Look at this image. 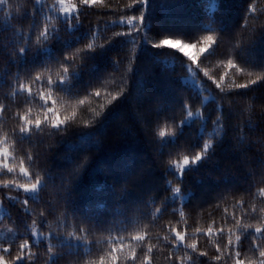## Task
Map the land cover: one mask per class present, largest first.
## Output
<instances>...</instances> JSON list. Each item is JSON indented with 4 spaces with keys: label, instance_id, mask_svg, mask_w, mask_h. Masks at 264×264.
Segmentation results:
<instances>
[{
    "label": "snow or ice",
    "instance_id": "1",
    "mask_svg": "<svg viewBox=\"0 0 264 264\" xmlns=\"http://www.w3.org/2000/svg\"><path fill=\"white\" fill-rule=\"evenodd\" d=\"M13 7L0 0L4 13L0 20L17 37L0 44V52L6 54L0 88L7 86L0 94V223L7 215L13 225L0 235V264H40L41 260L42 264H61L65 257L75 258L68 264H157V253L165 250L168 264H264V138L258 142L261 147L255 167L244 170L243 184L232 183L228 172L215 177V183L223 187L210 207L220 209V202L231 196L235 201L231 212L225 204L219 222L213 218L206 228L195 227L189 232L184 211L196 195L186 179L209 166L218 172V152L231 147L241 154V165L252 164L248 153L254 142L246 143L249 132L257 128L264 132V22H259L264 8L255 0H246L243 31L231 37L230 50L221 52L222 41L231 36L223 23L211 19L194 28L168 24L157 15V0H129L122 11L119 4L114 9L108 0H33L31 8L16 5L15 14ZM89 10L98 15L112 12L118 19L105 21L101 29V19L95 25L88 19ZM13 19L27 20L26 30L22 23L19 28L13 25ZM109 28L120 30L100 35ZM117 45L127 49V64L119 53L110 57ZM163 53H171L173 65L178 60L191 74L194 88L191 94H174L165 101L166 106L152 109L142 103V94H134L133 65L145 55L156 59ZM214 55L223 57L219 63L231 74L227 70L213 74L204 66ZM100 60L105 61L103 66ZM163 62L168 63L167 58ZM125 64L128 77L120 75L116 83V73L107 68L119 71ZM109 80L115 88L106 87ZM102 94L110 100L104 111H95L90 101L99 100ZM256 101H260L259 112ZM133 105L134 124H143L140 132L152 133L160 145V156L170 148L166 167L152 178L154 187L144 196L130 199L126 184L110 185L111 207L93 204L83 194L80 200L87 202L73 199L66 183L80 176L95 159L93 149L100 148V137L113 114L119 113L123 122L125 110ZM89 110L93 115L84 118L83 113ZM177 113L182 114L179 120ZM237 117H244L243 122H235ZM9 120L14 123L5 127ZM197 122L196 141L180 144L185 130ZM69 135L80 142L68 143L63 138ZM46 139H57L75 153L65 156L72 168L67 176H60V187L66 193L62 207L54 208L41 196L48 181L55 182L51 172L33 171L40 155L35 149ZM51 150L49 145L46 151ZM208 175L212 178L211 172ZM5 201L18 206L23 216L13 219ZM31 204L42 207L36 210ZM129 208L138 209L147 223L130 231L133 221L125 214ZM177 213L185 219L183 227L176 226L178 220H168L159 232L151 231L165 214L175 217ZM49 216H57L54 230ZM21 227L23 231L18 230ZM201 235L212 243L214 253L200 246ZM101 243L103 247L93 254Z\"/></svg>",
    "mask_w": 264,
    "mask_h": 264
},
{
    "label": "trees",
    "instance_id": "2",
    "mask_svg": "<svg viewBox=\"0 0 264 264\" xmlns=\"http://www.w3.org/2000/svg\"><path fill=\"white\" fill-rule=\"evenodd\" d=\"M33 0H5V4L12 3L14 5L12 11L16 12V5L26 6L31 8ZM52 0H47V3H51ZM129 0H108V3L113 5L115 9L117 4L121 6L124 3H128ZM246 0H157L156 12L159 18L168 23L176 24L187 28H194L197 25L206 24L211 19H217L224 24L225 28L231 36H226L222 41L220 51L230 50L233 45V39L231 37L243 31L241 25L243 24L242 15L245 7ZM258 7L264 8V0H255ZM98 7V6H96ZM7 11V8L4 9ZM3 11H0V18L3 17ZM88 19L93 25L96 24L98 19H101L100 27L103 29V23L118 19V15L109 12L108 14L98 13L94 10H89ZM259 22H264V16L261 17ZM24 25L25 30L27 28L28 21L12 20V24L17 28ZM87 26V25H86ZM119 28H109L107 32H101V36H109L115 31H119ZM17 39L11 28H4L2 20H0V44H8L10 41ZM101 42L100 40L97 41ZM247 42V41H245ZM131 47V46H129ZM259 41H257V50H259ZM119 53V56L125 58L127 64V49L121 50L120 46L109 53L110 57H115ZM6 54L0 52V73H2L6 67L5 64ZM167 58L168 63L163 61ZM171 53H163L158 58L154 59L145 55L133 65L136 68V75L134 77L135 92L134 94H142L143 101L148 107L156 109L165 105V101L170 99L174 94L189 95L194 88L193 78L191 74L186 73L179 65V61L172 63ZM223 59L220 55L209 56L204 62V66L209 67L213 74H221L224 71L231 70L226 68V65H221L219 61ZM98 63L103 66L105 61L100 60ZM125 65H121L119 71L108 66V72L116 73V83H119L120 75L128 77V73L125 72ZM12 71H15V67H12ZM202 76V73L200 74ZM238 76V74H237ZM180 77H187V80H182ZM87 79V77H86ZM199 83V79L196 80ZM115 84L111 80L108 81L106 87L115 88ZM7 91V86L0 88V94ZM259 93H257L258 95ZM110 96L103 95L99 100L92 98L90 101L91 108L95 111H104V105L108 104ZM166 106V105H165ZM35 111V106L33 108ZM260 110V101H256V111ZM126 119L121 122L120 114L114 113L113 116L107 122V126L104 129V134L101 138L102 143L99 149H93L95 153V159L91 162L86 171H82L81 175L74 177L71 183H66V187L71 189V196L73 199L78 200L80 203L87 201L80 200L81 195L90 197L93 204L107 203L109 207L112 206L109 198L108 188L110 185L116 184L118 187L121 184H126L130 193L132 194L130 199L142 197L145 193L154 187L152 183L153 177L160 176L164 167L167 164V152L169 147L165 148V156H160L157 149L159 144L154 142V138L151 132H140L138 128H142L143 124H134V112L135 105L126 109ZM93 115L91 110L84 112L83 117L88 118ZM182 118V114L177 113V119ZM244 117H237L235 122L242 123ZM14 123L9 120L5 127ZM257 123V121H253ZM211 124H209V131H211ZM199 128V122L193 125L191 130H185V136L181 138L180 144L188 145L196 141V131ZM207 138V134H205ZM264 138V132H261L259 128L256 131H250L248 142L252 143L251 151L248 153L252 159L251 165H241V154L233 150L231 147H226L224 150L218 152L215 158L219 161L220 170L217 172L211 166L201 169L199 173H192L188 176L185 183L187 187L192 188L196 195L192 198V203L185 206L186 222L190 226L189 232L195 227L206 228L211 221L215 218L217 222L220 220L221 210L227 204L229 212L232 211L231 205L235 202L231 196L227 201L220 202V209H214L210 207L216 201L213 199L216 192H218L223 185H217L215 183V177L221 175L224 172L229 173V180L232 183L241 185L244 183V170L246 167H255L259 160V149L261 147L258 143ZM68 143H79L75 136L69 135L63 138ZM51 145V151H46L48 146ZM27 147V144L24 145ZM39 158L36 165L33 166V171L39 170L41 173L51 172L55 177V182L48 181L47 188L41 193L44 201L55 207L63 206L62 197L66 195L65 190L60 187V176H67L72 168V165L65 159L66 155H75L72 153L67 145L62 142H58L57 139H46L42 145L37 149ZM22 154V153H18ZM111 169V173H109ZM209 172L212 173V178H209ZM171 179V177H169ZM15 194V193H14ZM22 197V194H21ZM236 198L239 199V193L236 194ZM4 206L11 214L13 219L22 217L23 214L18 211V206H9L5 201ZM46 206V205H45ZM33 209L39 210L42 205L31 204ZM143 205L139 206V209H143ZM101 213L103 209L99 210ZM239 212V209H237ZM133 224L129 226L131 231L133 227L139 226V224L147 223L141 217V213L138 209L129 208L125 213ZM59 214H57L58 216ZM57 216H49L48 219L51 222L53 230L55 229V221ZM71 219V218H69ZM168 220L179 221L177 227H183L185 219L180 218L179 213L175 217L165 214L164 217L156 221V226L151 229L153 233L159 232L161 226L165 225ZM0 227H13L10 223L8 216H3V223H0ZM227 227V226H226ZM19 231H23V228H19ZM43 231H48L44 228ZM107 233H103L106 235ZM162 234V233H161ZM191 239V237H190ZM155 243V241H153ZM199 244L201 247H206L210 250V253H214L213 245L209 242L204 235L199 236ZM247 246V242H245ZM103 244H98L94 248L93 254L96 249L102 248ZM41 252L43 249L40 250ZM167 254V250L164 253H157V264H168V261L164 258ZM179 255V253H178ZM74 257H65L61 261V264H68V262L74 260ZM207 259V258H204ZM42 264V260L40 262Z\"/></svg>",
    "mask_w": 264,
    "mask_h": 264
},
{
    "label": "rangeland",
    "instance_id": "3",
    "mask_svg": "<svg viewBox=\"0 0 264 264\" xmlns=\"http://www.w3.org/2000/svg\"><path fill=\"white\" fill-rule=\"evenodd\" d=\"M188 52H191V53H194L195 52V49H187ZM7 227H0V235H4V230L6 229Z\"/></svg>",
    "mask_w": 264,
    "mask_h": 264
}]
</instances>
